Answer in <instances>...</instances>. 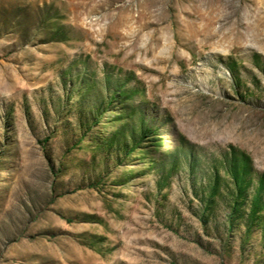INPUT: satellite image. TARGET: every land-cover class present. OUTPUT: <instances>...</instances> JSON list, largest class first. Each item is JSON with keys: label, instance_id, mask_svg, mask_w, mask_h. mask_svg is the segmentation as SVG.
Masks as SVG:
<instances>
[{"label": "rangeland", "instance_id": "obj_1", "mask_svg": "<svg viewBox=\"0 0 264 264\" xmlns=\"http://www.w3.org/2000/svg\"><path fill=\"white\" fill-rule=\"evenodd\" d=\"M0 264H264V0H0Z\"/></svg>", "mask_w": 264, "mask_h": 264}]
</instances>
